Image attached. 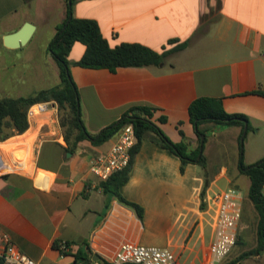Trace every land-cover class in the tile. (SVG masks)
Returning a JSON list of instances; mask_svg holds the SVG:
<instances>
[{
  "label": "crops",
  "instance_id": "crops-1",
  "mask_svg": "<svg viewBox=\"0 0 264 264\" xmlns=\"http://www.w3.org/2000/svg\"><path fill=\"white\" fill-rule=\"evenodd\" d=\"M65 12V0H0V97H20L7 92L25 82V57L17 54L23 46L8 49L3 38L26 23L35 28L26 45L40 49L43 57L34 78H59L48 47ZM73 17L95 21L112 48L139 44L161 54L186 44L158 67L111 73L71 66L89 134L115 124L133 107L148 106L154 108L151 121L171 142L180 143L182 133L195 146L189 105L197 98H217L226 113L246 116L253 128L245 137V165L264 157V97L252 94L264 92V0H80ZM84 52L74 43L69 62ZM28 123L23 134L0 142L1 148L30 138L29 147L20 144L16 152L30 150L32 163L30 172H7L0 155V255L1 237L7 235L14 248L40 264H87L88 259L103 264L122 242L168 249L179 264H207L211 230L200 208L204 177L199 166L189 164L180 173L177 156L150 136L143 139L120 188L124 199L142 208L140 221L133 210L109 198L89 171L116 136L98 146L81 141L70 152L56 114L45 110ZM204 128L209 179L204 206L214 193L229 188L247 197L250 181L238 170L242 128ZM55 242H69L72 249L61 256Z\"/></svg>",
  "mask_w": 264,
  "mask_h": 264
},
{
  "label": "trees",
  "instance_id": "trees-1",
  "mask_svg": "<svg viewBox=\"0 0 264 264\" xmlns=\"http://www.w3.org/2000/svg\"><path fill=\"white\" fill-rule=\"evenodd\" d=\"M78 1L80 0H65V19L62 24L57 26L55 36L48 47V52L59 69V85L26 97H0V142L14 135L23 134L29 127L28 110L40 103L54 102L59 112L63 113L59 118V125L64 128V139L70 152L79 142L84 140L92 141V145L95 146L101 145L116 136L125 124H131L134 128L137 142L131 150L130 164L124 170L111 175L107 181L102 182L104 193L109 195V198H115L119 203L133 210L136 217L140 221L142 220V208L124 199L120 194V188L129 179L133 160L140 148L141 141L150 136L149 138L153 142L169 150L179 158L180 173H183L189 164H194L201 168L204 185L200 193V208L204 210L205 204L203 200L209 186L207 161L204 155L208 133L204 126L209 124L215 128L239 126L243 132L246 124V136L248 132L253 130L248 118L242 114L226 113L220 99L203 97L193 100L188 108L189 120L197 137L195 146H192L182 133V141L180 143L171 142L151 121L154 108L148 106L133 107L118 121L117 125L115 123L106 127L96 135L89 134L85 130L81 119L79 94L70 74L71 66L84 69H106L111 73H115L119 68L158 67L165 63V59L169 54L184 49L186 44L179 45L173 52H163L161 54L139 44H120L112 48L102 37L95 21L73 17V6ZM76 42L85 47V52L80 60L71 63L68 60V55L71 47ZM252 94L264 97V92L261 89L252 92ZM159 122L164 123L165 119L161 118ZM243 140L242 142L239 141L238 170L240 174L247 176L250 181L247 198L258 217L256 246L250 252L234 259L230 264H238L240 259L250 255H260L264 251V157L254 165H245L242 149ZM67 244L70 243L67 242ZM53 247L58 249V243L55 242ZM89 261L90 259H88L87 264ZM102 263L111 264L106 261ZM0 264H2L1 258Z\"/></svg>",
  "mask_w": 264,
  "mask_h": 264
},
{
  "label": "built area",
  "instance_id": "built-area-1",
  "mask_svg": "<svg viewBox=\"0 0 264 264\" xmlns=\"http://www.w3.org/2000/svg\"><path fill=\"white\" fill-rule=\"evenodd\" d=\"M264 57V53L262 54ZM36 113L47 110V104H39ZM31 107L28 117L35 116ZM37 115V114H36ZM137 142L134 128L125 124L116 134L109 150L95 157L89 166L90 173L100 182L127 168L131 161V150ZM2 174V173H0ZM204 213L211 230V241L208 247L207 264H220L238 242V228L242 217V197L239 191L227 189L214 193L206 202ZM4 251L0 255L2 264H40L14 248L7 235L1 237ZM72 249L67 242L58 243L57 251L65 256ZM111 264H179L176 256L168 249L156 246H143L130 242H122L111 258ZM88 264H97L90 261Z\"/></svg>",
  "mask_w": 264,
  "mask_h": 264
},
{
  "label": "rangeland",
  "instance_id": "rangeland-1",
  "mask_svg": "<svg viewBox=\"0 0 264 264\" xmlns=\"http://www.w3.org/2000/svg\"><path fill=\"white\" fill-rule=\"evenodd\" d=\"M19 50L20 51H17V54L23 55L25 57V82L20 86V88L12 87L11 88L12 92H7L9 93L8 95L14 94V95H19L20 97H26L33 95L38 91L49 89L59 85L60 83L59 78H34L35 74L38 72L40 68V65L43 63V57L41 56L42 52L40 49L34 48L31 45H25ZM8 84H11L10 80H8ZM7 88L10 89L9 87H6V89ZM40 104H47V110L57 115V122L59 125V118L63 115V113L59 112L57 105L54 102L40 103ZM42 113L43 112L37 113V115ZM61 131L64 136V128H61ZM248 136H250V134ZM242 149L244 156L246 152V138L243 140ZM13 153L16 155L23 154L22 156L26 157V154L24 155V150L16 152L15 149ZM221 188H223L222 185ZM229 189H235V188H229ZM239 192L245 198V202L243 203V212H244L243 220L238 228V232L240 233L238 237V243L232 249L230 254L220 264H230V262H232L234 259H236L237 257L241 256L244 253L250 252L256 246V225H257L258 217L254 209L250 208V201H248L246 197V193L243 192L242 190H239ZM238 264H264V251L261 252L260 255L246 256L240 259Z\"/></svg>",
  "mask_w": 264,
  "mask_h": 264
},
{
  "label": "bare ground",
  "instance_id": "bare-ground-1",
  "mask_svg": "<svg viewBox=\"0 0 264 264\" xmlns=\"http://www.w3.org/2000/svg\"><path fill=\"white\" fill-rule=\"evenodd\" d=\"M36 109L37 107H33L32 111L34 114H36ZM28 138L27 139L24 137L23 141H15V142H8L5 144L1 145L0 148V155L2 158V163L4 170L7 172H22V173H27L30 172L31 170V157H30V150L25 151L26 152V157L24 156L22 159L23 160H18L17 155L14 154V150L20 145V144H25L27 147L28 146ZM32 141V140H31ZM24 152V153H25Z\"/></svg>",
  "mask_w": 264,
  "mask_h": 264
},
{
  "label": "water",
  "instance_id": "water-1",
  "mask_svg": "<svg viewBox=\"0 0 264 264\" xmlns=\"http://www.w3.org/2000/svg\"><path fill=\"white\" fill-rule=\"evenodd\" d=\"M69 1V0H68ZM34 26L29 23H26L18 32L7 35L3 38V45L8 49H16L27 44L34 32ZM116 122L115 125H117ZM247 131L246 124L244 125L243 132L241 134L240 141L242 142ZM203 141V137H202Z\"/></svg>",
  "mask_w": 264,
  "mask_h": 264
}]
</instances>
